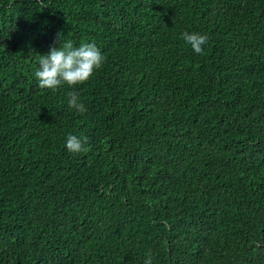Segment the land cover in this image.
Instances as JSON below:
<instances>
[{
	"label": "trees",
	"instance_id": "16d2710c",
	"mask_svg": "<svg viewBox=\"0 0 264 264\" xmlns=\"http://www.w3.org/2000/svg\"><path fill=\"white\" fill-rule=\"evenodd\" d=\"M58 34L105 61L53 93L34 72ZM149 252L264 264V0H0V264Z\"/></svg>",
	"mask_w": 264,
	"mask_h": 264
},
{
	"label": "clouds",
	"instance_id": "9594fccd",
	"mask_svg": "<svg viewBox=\"0 0 264 264\" xmlns=\"http://www.w3.org/2000/svg\"><path fill=\"white\" fill-rule=\"evenodd\" d=\"M181 39L191 47L196 54H203L204 46L208 44L207 34L198 32H183ZM105 57L94 43H81L74 46L70 40L61 41L57 36V46L50 47L48 54L39 55V67L34 72L38 87L55 93L62 85L75 88L87 83L93 75L103 67ZM68 107L84 114L87 108L75 92L68 93ZM66 148L70 153L85 151L81 139L69 135ZM144 264H152V253L146 254Z\"/></svg>",
	"mask_w": 264,
	"mask_h": 264
}]
</instances>
